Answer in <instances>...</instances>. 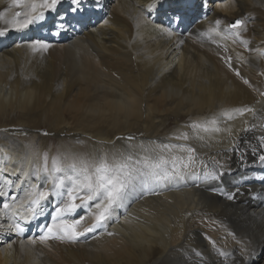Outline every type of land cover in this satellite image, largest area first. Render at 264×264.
I'll use <instances>...</instances> for the list:
<instances>
[{
    "label": "bare ground",
    "instance_id": "obj_1",
    "mask_svg": "<svg viewBox=\"0 0 264 264\" xmlns=\"http://www.w3.org/2000/svg\"><path fill=\"white\" fill-rule=\"evenodd\" d=\"M90 1L104 7L94 27L46 50L33 51L35 41L0 49V264H264V186L250 179L264 167V0L207 4L205 21L179 36L150 19L177 0H123L109 10L108 0ZM19 9L31 13V0H0V28L17 40L28 28L17 27L26 18L15 17ZM237 19L243 26L229 27ZM21 58L23 73L13 69ZM9 134H30V144H10ZM125 149L167 163L161 179L132 182L118 206L125 215L115 207L102 234L85 243L15 236L32 215L34 188L51 193L62 180L68 189L78 177L67 165ZM53 159L63 171H51ZM143 183L158 193L141 197ZM90 209L76 218L85 217L78 231L94 221Z\"/></svg>",
    "mask_w": 264,
    "mask_h": 264
},
{
    "label": "snow or ice",
    "instance_id": "obj_2",
    "mask_svg": "<svg viewBox=\"0 0 264 264\" xmlns=\"http://www.w3.org/2000/svg\"><path fill=\"white\" fill-rule=\"evenodd\" d=\"M22 2L23 0H12V3L16 7H20ZM59 2L60 0H40V2L37 3V0H31V13H36V15L27 12H16L15 17L21 15L26 17L23 22L17 23V27L26 28L36 20L43 19V11L38 12L37 9H55ZM71 2L74 5L71 10L76 12L81 0H71ZM24 6L27 7V5ZM3 16L4 13L0 12V19H2ZM217 23H219V21H217ZM242 26L243 21L240 19L235 20L229 25V27L233 29ZM7 30V28H0V35H3ZM37 46L44 50L48 48L47 44L41 41H36L32 45L33 51L36 50ZM245 83L248 82L245 81ZM250 110L251 109H243L241 111ZM211 123L215 124L216 121H212ZM192 127L199 128L200 125L195 124L192 125ZM204 130L207 131L208 129L205 128ZM215 130L219 131V129ZM44 134L47 135V133ZM183 138L187 139V136L185 135ZM126 139L132 140L134 138L127 137ZM259 140L261 141V147L264 148V136L259 137ZM163 147L168 148L169 146L163 145ZM144 151L147 152L149 150L145 148ZM187 151L190 154L188 159L189 161H192L193 157L191 153L194 150L188 148ZM173 159H175V157ZM259 161L264 163V154L259 156ZM166 163L167 161L162 155L155 160L150 159L148 156L134 159L133 153L125 149L98 155L91 161L81 159L67 165V167L77 173L78 178L73 179L72 177H68L71 181V187L67 189L68 199L66 202H63L56 207L55 215L53 216V220L58 221V223L52 226H46V231L43 235L39 236V240L44 242L51 239H58L75 243L87 233H91L104 226L111 218L113 209L119 206L120 201L123 199L125 192L132 182L138 177L161 179L162 177L157 172V169H161ZM184 167H188V165L185 164ZM51 171L56 173L63 171V167L58 160L53 159ZM63 187L64 184L61 180L54 186L52 193L47 190H37L34 188L28 193V199L31 204L29 211L32 214H35L37 207L40 206L42 202L49 199L52 194L62 196L63 193H56V188ZM81 191L86 192V197L80 195ZM228 199H233V197L229 196ZM77 200L80 202L76 203ZM89 201H92L93 204L89 205ZM85 206L89 208L93 206L95 207L96 211L92 213L95 219L88 227L84 228L83 232H81L77 230V226L84 221L85 217L82 216L79 219L74 220H66L63 217L74 213L77 209ZM4 207L7 208L8 205L5 204ZM16 228L21 232L23 231L19 225H16ZM108 235H112V233H108ZM34 242L35 240H33V243Z\"/></svg>",
    "mask_w": 264,
    "mask_h": 264
},
{
    "label": "rangeland",
    "instance_id": "obj_3",
    "mask_svg": "<svg viewBox=\"0 0 264 264\" xmlns=\"http://www.w3.org/2000/svg\"><path fill=\"white\" fill-rule=\"evenodd\" d=\"M121 2V1H123V0H108L107 1V6H108V10L110 9V7L112 6V5H114L116 2ZM218 0H208V5L209 6H212L213 5V3H215V2H217ZM115 2V3H114ZM211 9V8H210ZM16 12H21V13H23L22 12V10L21 9H19V10H17ZM22 16V15H21ZM21 16H19V17H21ZM107 17V15L106 14H103V20L105 21V18ZM24 42H22V44H23ZM21 44V43H20ZM12 46H13V44H12ZM12 46H9L8 47V49L7 50H10L11 48H12ZM11 47V48H10ZM22 47H24L23 45H22ZM25 49V48H24ZM22 50H23V48H22ZM20 64H21V66H19V67H16V66H13V69H19V68H21V73H23L24 72V70L23 69H27L28 67H29V63H26V61H24L22 58L20 59ZM29 69H30V67H29ZM26 72V71H25ZM26 74H27V72H26ZM32 73L31 72H29V76H27V77H25V79H30L32 76ZM40 127V129L42 130V131H44V130H49L48 129V127L46 126V125H40L39 126ZM0 132H2V130H0ZM42 134L41 135H43V137L44 138H46L47 140H48V144H49V146L50 147H53L54 149H57V147H58V144H57V138H55L56 136L54 135V133L52 134V133H48V132H41ZM44 133H48L47 135H45ZM10 135V138L8 139V142L10 143V144H16L17 143V140H22L20 143L18 142V144L20 145V146H22V145H26V144H30V142L29 141H26V140H28L29 139V135L30 134H21V135H13V134H9ZM15 139V140H14ZM52 140V141H51ZM54 142V143H53ZM49 147V148H50ZM50 158V154L49 153H46L45 154V159L47 160V159H49ZM10 195V196H9ZM14 194H13V192H10L9 194H8V199H10V198H12V197H14L13 196ZM16 198V197H15Z\"/></svg>",
    "mask_w": 264,
    "mask_h": 264
}]
</instances>
